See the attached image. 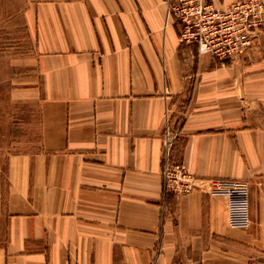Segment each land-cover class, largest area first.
Listing matches in <instances>:
<instances>
[{"label":"crops","instance_id":"1","mask_svg":"<svg viewBox=\"0 0 264 264\" xmlns=\"http://www.w3.org/2000/svg\"><path fill=\"white\" fill-rule=\"evenodd\" d=\"M25 17L35 54L5 79L37 107L36 148L0 151V264H264V40L238 77L178 39L166 0ZM167 162L199 185L165 191ZM211 181L247 185L244 220Z\"/></svg>","mask_w":264,"mask_h":264},{"label":"built area","instance_id":"2","mask_svg":"<svg viewBox=\"0 0 264 264\" xmlns=\"http://www.w3.org/2000/svg\"><path fill=\"white\" fill-rule=\"evenodd\" d=\"M170 14L181 24V41L196 44L199 54L222 63L247 50L264 31V0H234L223 6L203 0H174ZM170 143L167 139L166 147ZM163 177L165 191L175 194L189 192L198 184L186 171L185 164H169ZM208 185L210 193L227 195L233 219H245L248 195L245 184L211 181Z\"/></svg>","mask_w":264,"mask_h":264},{"label":"rangeland","instance_id":"3","mask_svg":"<svg viewBox=\"0 0 264 264\" xmlns=\"http://www.w3.org/2000/svg\"><path fill=\"white\" fill-rule=\"evenodd\" d=\"M67 0H0V151L2 154H17L22 152L34 151L36 145L33 144L37 138V107L32 104L21 103L11 101L9 98V81L5 78L10 75L20 73L23 64L31 66L32 58L34 57L35 37L34 31L27 23L25 17V11L28 8L36 7L37 4L43 2H63ZM207 3H213L215 5H225L230 2L223 3V0H203ZM174 0H166V15L170 14V6ZM172 16V15H171ZM173 17V16H172ZM174 18V17H173ZM175 19V18H174ZM176 20V19H175ZM177 21V20H176ZM179 23V21H177ZM180 24V23H179ZM182 27L180 24V30L178 39L180 40V33ZM264 40V31L260 33L252 45L249 48L234 59L225 63L219 61H212L215 65H228L233 69L238 77H241L245 71L247 63L245 60L251 59L255 55H259L262 52V45ZM181 41V40H180ZM183 42V41H181ZM188 45H194L199 54L197 45L194 43H186ZM239 93H241V78L234 81ZM191 98L195 93L197 82L191 83ZM240 95V94H239ZM175 137V132L168 133L167 139L172 142ZM168 147L166 149L168 150ZM184 164L183 162H171L166 163L164 169L169 164ZM186 168V167H185ZM164 169L162 172H164ZM187 171V169H186ZM188 172V171H187ZM189 173V172H188ZM163 174V173H162ZM163 189L164 188V177ZM198 181V180H197ZM209 183L201 184L204 189H207ZM199 185L195 186V188ZM247 187V185H246ZM193 188V189H195ZM192 189V190H193ZM248 189V187H247ZM191 191V190H190ZM170 192V191H168ZM187 193V192H185ZM175 194V193H174ZM175 194V195H181ZM155 262L157 259H152L148 264Z\"/></svg>","mask_w":264,"mask_h":264}]
</instances>
